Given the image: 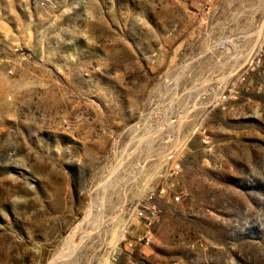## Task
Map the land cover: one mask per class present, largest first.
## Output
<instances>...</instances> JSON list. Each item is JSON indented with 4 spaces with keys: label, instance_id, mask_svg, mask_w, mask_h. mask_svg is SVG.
<instances>
[{
    "label": "rangeland",
    "instance_id": "1",
    "mask_svg": "<svg viewBox=\"0 0 264 264\" xmlns=\"http://www.w3.org/2000/svg\"><path fill=\"white\" fill-rule=\"evenodd\" d=\"M0 264H264V0H0Z\"/></svg>",
    "mask_w": 264,
    "mask_h": 264
},
{
    "label": "bare ground",
    "instance_id": "2",
    "mask_svg": "<svg viewBox=\"0 0 264 264\" xmlns=\"http://www.w3.org/2000/svg\"><path fill=\"white\" fill-rule=\"evenodd\" d=\"M158 126V125H157ZM169 126V125H168ZM148 156V155H147ZM105 186V185H104ZM112 186V185H111ZM104 188V187H103ZM112 189V188H111ZM102 199V198H101ZM82 238V237H81Z\"/></svg>",
    "mask_w": 264,
    "mask_h": 264
}]
</instances>
